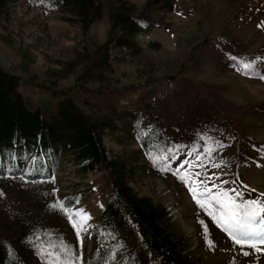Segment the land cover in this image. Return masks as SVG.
I'll return each instance as SVG.
<instances>
[{
	"label": "rangeland",
	"instance_id": "374dc122",
	"mask_svg": "<svg viewBox=\"0 0 264 264\" xmlns=\"http://www.w3.org/2000/svg\"><path fill=\"white\" fill-rule=\"evenodd\" d=\"M94 1L101 15L85 26L67 7L0 0V67L19 77L26 106L46 121L66 99L89 116L108 159L125 162L133 193L164 207L172 237L199 264H264V245L235 244L189 190L195 181L210 196L264 203V0ZM119 15L136 23L129 40L120 39ZM153 128L158 137L147 141ZM1 162L0 240L24 264H65V248L73 264H87L111 196L106 170L80 175L62 155L44 173L29 157L11 176L13 161ZM33 169L41 178H28ZM142 250L125 219L113 258L129 251L138 262Z\"/></svg>",
	"mask_w": 264,
	"mask_h": 264
},
{
	"label": "trees",
	"instance_id": "16d2710c",
	"mask_svg": "<svg viewBox=\"0 0 264 264\" xmlns=\"http://www.w3.org/2000/svg\"><path fill=\"white\" fill-rule=\"evenodd\" d=\"M31 1L70 8L83 20L85 26L101 15L100 5L94 0ZM2 15L0 3V18ZM117 23L121 40H129L134 36L136 23L129 16L119 15ZM19 86V77L0 67V176L5 172L1 162L4 157L13 161L8 174L14 176L21 173L19 161L33 157L46 173L48 163L54 165L58 157L63 155L80 175L100 166L109 177L111 196L96 224L95 244L87 264H147L159 260L162 264H199L197 259L184 252L183 239L175 240L172 237L168 213L164 207L148 197H139L133 193L127 181L125 162L120 158L108 159L98 127L89 116L74 102L66 99L58 102L55 116L46 121L40 110H30L26 106ZM108 127L105 125V128ZM144 136L147 141H155L158 130L153 128ZM28 178L41 177L33 169ZM74 202L75 196H71L65 205L71 206ZM125 219L137 227L142 240V254L145 256L142 255L138 262L131 260L129 251L119 255L118 259L113 258L119 234L125 227ZM23 262L22 255L12 244L0 240V264Z\"/></svg>",
	"mask_w": 264,
	"mask_h": 264
},
{
	"label": "snow or ice",
	"instance_id": "6c2138e0",
	"mask_svg": "<svg viewBox=\"0 0 264 264\" xmlns=\"http://www.w3.org/2000/svg\"><path fill=\"white\" fill-rule=\"evenodd\" d=\"M242 66L246 71L251 68L247 62ZM260 78L264 79V76ZM181 179L186 184L189 183L184 177ZM191 184L189 190L192 193V199L207 211L208 216L212 218L217 227L227 233L235 244L241 247L248 246L258 252L261 251L259 245H264V203L257 200L237 202V199L226 191L210 196L207 188L203 192L200 191L199 182L192 181ZM235 195L238 197L239 193ZM213 203L217 206L215 210L212 207ZM76 215L82 214L77 213ZM68 218L70 221L73 220L72 215H69ZM73 227L77 228L79 225L73 223ZM207 232L208 229L205 227V233L207 234ZM206 242L211 246L210 240L206 239ZM65 251L69 257L65 264H73L72 253L66 248Z\"/></svg>",
	"mask_w": 264,
	"mask_h": 264
},
{
	"label": "bare ground",
	"instance_id": "6f19581e",
	"mask_svg": "<svg viewBox=\"0 0 264 264\" xmlns=\"http://www.w3.org/2000/svg\"><path fill=\"white\" fill-rule=\"evenodd\" d=\"M60 159H61V158H60ZM58 162H59V161H58ZM55 164H56V163H55ZM55 164H54V165H55ZM92 251H93V250H92Z\"/></svg>",
	"mask_w": 264,
	"mask_h": 264
}]
</instances>
